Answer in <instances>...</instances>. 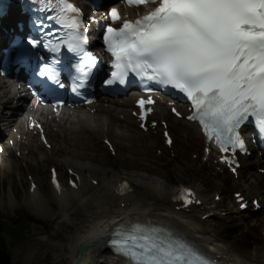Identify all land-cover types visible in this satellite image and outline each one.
Returning a JSON list of instances; mask_svg holds the SVG:
<instances>
[{"label": "snow or ice", "instance_id": "6c2138e0", "mask_svg": "<svg viewBox=\"0 0 264 264\" xmlns=\"http://www.w3.org/2000/svg\"><path fill=\"white\" fill-rule=\"evenodd\" d=\"M125 2L130 6H156L135 20L122 18L116 7L107 10L106 17L119 26L107 24L103 31L106 51L111 54V72L103 85H127L130 77H135L145 91L173 89L182 93L191 105L187 120L198 124L209 145L214 141L223 154L221 162L236 173L240 167L238 155L248 152L245 129L250 120L264 137V0ZM39 3L54 13L49 19L60 25L63 35L53 39L49 32L28 38L32 49L43 47L54 54L50 63L38 57L35 75L66 87L59 68L62 50L66 49L79 58V63L71 65L75 72L71 91L81 96L97 63L87 48L88 25L82 10L70 0ZM12 55L15 57V49ZM155 103L150 96L138 101L141 121H146L152 111L146 105ZM171 111L182 116L175 106ZM140 127L147 130L145 123ZM164 135L172 145L168 131ZM44 143H48L47 139ZM52 182L58 192L62 191L55 170ZM70 183L78 187L74 181ZM32 188L35 190L36 185ZM128 188L125 182L118 191ZM196 196L193 189L186 187L176 198L192 205L199 202ZM236 198L241 209L247 208L241 193H236ZM253 203L259 207L258 202ZM110 246L125 259V264H216L214 258L174 231L150 223L117 225L110 235Z\"/></svg>", "mask_w": 264, "mask_h": 264}, {"label": "bare ground", "instance_id": "6f19581e", "mask_svg": "<svg viewBox=\"0 0 264 264\" xmlns=\"http://www.w3.org/2000/svg\"><path fill=\"white\" fill-rule=\"evenodd\" d=\"M129 104L131 103L126 101L118 105L114 104L113 101L108 108L98 106L96 109V113L107 120L108 126H119V129H121L119 134L113 133L110 128L105 131L101 119H90L86 115L81 117V131H84V135H80L81 131L75 132L70 127V125L74 127L79 119L67 120L64 124L59 125L58 131L56 129L57 132L47 131L52 144L51 153L65 154L70 161L75 160V164H70L68 169L78 173L81 176V182L77 190H71L66 184H63L64 190L60 192L54 191L47 182L46 186L51 189V199L48 200L47 204L49 211L40 213L41 215H38L37 219L44 223L49 222L51 229L49 233H46L40 239H33L26 247L31 251L35 250L33 255L45 261L41 264H73L79 257L81 245L90 242L92 247L87 251L82 264H86L90 260L94 264H125L123 261L110 256L106 246H100L96 240L102 237L115 221L130 214H136L139 219L153 217L185 230L190 236L200 239L201 243L209 244L212 249L217 251V254L226 256L234 264H264V247L255 248L250 252H237L228 243L220 239L215 224L221 220L220 213L226 211V209L222 211L221 209L226 208V205L214 201L216 192L209 191L211 181L207 177H203L199 173L193 174L191 176L193 178L189 179L180 175L177 169H173L172 176L168 178L166 172L155 170L146 161V157L150 156L152 153L150 151L156 145H161L164 152L167 147L163 145V139L160 141L153 134L142 136L146 141H140V138L133 133V119L126 115V108ZM116 113H118L117 116H124L122 121L116 117ZM165 118L170 123L172 130L178 136L184 137L183 140L186 144V148L182 151L184 155L189 150L199 152L202 149L204 139L196 128L191 126L190 129L185 130L167 115H165ZM53 127L56 128V125H53ZM122 129H125L126 133ZM99 134H102L103 138L107 135L114 139V148L119 159H110L102 148L97 146L95 141ZM194 134L199 137L196 146L192 145ZM34 148L38 152H42L41 146L36 144ZM31 154L34 157L36 155L34 151ZM3 159L2 157L1 164L5 161ZM11 160L16 161L14 158L5 161L9 170L3 175L4 180L12 185L14 180H25L22 171L26 168L27 162L16 163L21 165V171L18 168V173L15 174L12 170H14L16 164L13 165ZM209 160L213 161L212 157ZM110 161H113V165H109ZM106 165H108V168H106ZM138 167L142 172L155 173L164 180L169 179L178 188L187 185L195 187L200 196L201 206L192 207L193 209L188 213L186 211L178 212L176 205L172 203L174 191L169 190L154 178L139 175L134 171ZM248 173L249 166H244L243 170L240 168L239 185L242 187L249 185V188L245 189V194L249 195L247 190H250L251 195L257 196V186ZM216 178L222 179L218 174ZM36 179L38 186L35 191L29 194L27 197L29 201H26L25 205L38 213L41 193L40 179L38 177ZM122 179L129 181L134 190L127 197H120L115 194V190ZM92 180L98 181L96 187L90 185ZM234 183L236 182L234 181ZM123 203H125L124 208L121 207ZM10 205L18 207L19 203L11 201ZM205 215L210 216L205 218ZM51 252H53V255ZM40 262L37 261V264H40Z\"/></svg>", "mask_w": 264, "mask_h": 264}, {"label": "rangeland", "instance_id": "374dc122", "mask_svg": "<svg viewBox=\"0 0 264 264\" xmlns=\"http://www.w3.org/2000/svg\"><path fill=\"white\" fill-rule=\"evenodd\" d=\"M98 145H101V142H97ZM175 152V151H174ZM175 154V153H174ZM193 153H189L188 160L191 158L193 160L190 164L191 168L193 169L191 172H187L186 175L192 176L195 172L202 173L203 175H206L205 169H196V165L200 161V157L198 158H192L191 156ZM183 158V157H182ZM48 161L46 160L45 164L37 167H32L30 169L32 174L38 175V177L42 180V186H41V199L44 201V208H45V200L49 199L50 190L45 185L47 183L48 179V167L51 165H54L64 172V167L66 165L71 164L65 163L68 161V158L64 156H47ZM153 160L152 154H151V161L148 162L151 164ZM180 160V159H179ZM179 160L173 157V159H170V155L163 158L161 161H155L152 165L155 170L166 172L165 174L169 177L172 176L173 167L181 170L182 167L179 165ZM75 164V162H73ZM113 161L111 162V164ZM108 166V165H107ZM108 168V167H106ZM205 168V167H204ZM196 169V170H194ZM209 170L212 169V167L208 168ZM141 169L138 167L134 171L138 173L139 175H142L144 177H150L154 178L155 180H158L161 184L165 185L169 190H172L174 188V185H172V182L164 180L163 178H160L157 174L149 172H142ZM60 171V170H59ZM181 174V173H180ZM25 175V174H24ZM182 175V174H181ZM208 177V176H207ZM1 182V179H0ZM216 182H214V185ZM212 185V186H214ZM23 188H21V185L19 184L18 180H14V188H15V198H12L8 196V188H5L4 191L0 188V224H7L12 227V230H5V238L8 240V242L12 245L10 249V255L12 258L11 264H36L38 261V257L36 255H33V251L31 249L27 248L26 245L29 242V238L31 237H42L45 233H49L51 229V224L49 222H41L40 219H36L35 216H37L42 210H45L42 208V210L39 211V213H35L33 210H31L28 206L25 204L27 203V187L26 184L22 185ZM13 200H17L19 203V209H15V207H12L10 205V202ZM47 208V206H46ZM17 220H22V223L16 224ZM28 223L27 227H24L21 229L20 227H23L24 224ZM225 227V224L220 225L218 227L219 230H222ZM239 230L243 231L239 228ZM20 231L22 233H20ZM48 261V259H46Z\"/></svg>", "mask_w": 264, "mask_h": 264}]
</instances>
